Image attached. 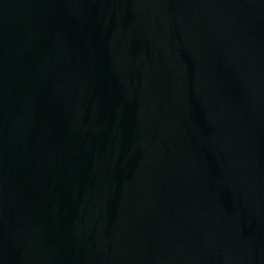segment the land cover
<instances>
[{
    "label": "water",
    "instance_id": "1",
    "mask_svg": "<svg viewBox=\"0 0 264 264\" xmlns=\"http://www.w3.org/2000/svg\"><path fill=\"white\" fill-rule=\"evenodd\" d=\"M0 264H264V0H0Z\"/></svg>",
    "mask_w": 264,
    "mask_h": 264
}]
</instances>
